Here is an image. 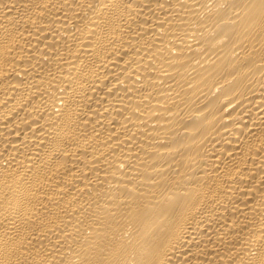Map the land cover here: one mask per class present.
I'll return each mask as SVG.
<instances>
[{"label":"bare ground","instance_id":"1","mask_svg":"<svg viewBox=\"0 0 264 264\" xmlns=\"http://www.w3.org/2000/svg\"><path fill=\"white\" fill-rule=\"evenodd\" d=\"M0 264H264V0H0Z\"/></svg>","mask_w":264,"mask_h":264}]
</instances>
